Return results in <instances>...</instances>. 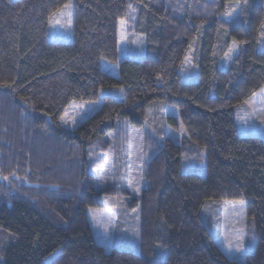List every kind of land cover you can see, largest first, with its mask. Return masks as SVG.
<instances>
[{"label":"trees","instance_id":"obj_1","mask_svg":"<svg viewBox=\"0 0 264 264\" xmlns=\"http://www.w3.org/2000/svg\"><path fill=\"white\" fill-rule=\"evenodd\" d=\"M68 1L0 0V264H240L201 219L205 201H244L243 264H264V139L240 136L233 117L264 86V0H73L72 40L49 41V17ZM129 3L145 46L118 60ZM231 40L238 52L221 70ZM117 88L121 100L106 93ZM101 90L93 114L59 125L69 102ZM155 103L177 110L163 126L187 137L146 142L139 200L95 189L106 137L121 122L142 127ZM113 196L138 213V251L93 238L85 210Z\"/></svg>","mask_w":264,"mask_h":264},{"label":"rangeland","instance_id":"obj_2","mask_svg":"<svg viewBox=\"0 0 264 264\" xmlns=\"http://www.w3.org/2000/svg\"><path fill=\"white\" fill-rule=\"evenodd\" d=\"M130 4L127 17L119 20L117 24L118 60L140 59L143 56L145 39L134 32L135 10ZM231 8L229 13L233 15L237 8ZM72 23L73 0H69L49 17V41H71ZM237 52L238 45L235 40H231L219 61V69H226ZM117 67V64L104 60L100 62L101 70L113 76L117 75ZM104 93L101 90L96 101L69 102L60 116L59 125L67 130L76 128L100 107ZM106 93H111L117 100L123 99L122 88L112 89ZM160 104L155 103L147 107L142 127L130 128L126 123L121 122L116 130L106 137L108 148L103 159L104 165L102 169L94 172L95 189L99 190L110 185L120 186L126 189L128 198L139 200L145 186L143 166L150 149L145 145L146 142L157 137L158 134L156 135L155 132L162 133L175 143H181L187 137L180 123L177 129L163 126L165 124L163 119L166 116L173 117L177 121L178 116L175 108ZM233 117L240 136H258L264 139V86L249 100L235 107ZM85 214L95 242L106 251L112 247L138 251V213L136 210H127L120 197H109L105 200L103 208H87ZM200 217L212 234H218L215 241L224 254L229 259L243 264L244 241L249 238L244 201H205L200 209ZM250 231L252 228L250 230L249 227V233Z\"/></svg>","mask_w":264,"mask_h":264}]
</instances>
